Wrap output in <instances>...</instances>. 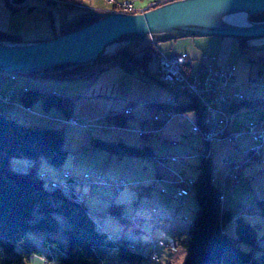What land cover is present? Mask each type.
Here are the masks:
<instances>
[{"label":"trees","instance_id":"1","mask_svg":"<svg viewBox=\"0 0 264 264\" xmlns=\"http://www.w3.org/2000/svg\"><path fill=\"white\" fill-rule=\"evenodd\" d=\"M3 2L9 13L21 11L25 6L11 5L10 0H3ZM39 4L43 6H36L35 10L46 8V6L53 9H68L63 6ZM34 11L30 15H33ZM79 14L66 19L57 30L53 28V22L50 20L52 30L50 38L76 31L96 20ZM249 20L263 21L264 12L250 16ZM0 40L27 41L20 34L2 31H0ZM238 42L239 48L245 49L244 44L247 41L238 40ZM154 56V44L151 42H147L143 48L136 50L126 46L118 49L114 56L97 60L95 67L85 65L46 77L90 78L98 75L97 70L100 67L119 66L126 71L138 69L154 84L167 90L162 83L147 72V64ZM2 76L5 77V74L2 73ZM182 97V94L175 96L176 104L157 101L145 103L150 111L159 116V119H154L153 116L151 119L156 123V130L166 122L162 118L166 113L193 112L194 123H200L202 111L197 102L191 98L180 102ZM18 100L25 108H29L36 101L40 102L44 110L58 108L65 118L71 117L74 105L72 97L30 88L18 91ZM262 101L244 98L243 101L235 103L231 111H236V108L240 106L254 105ZM5 109H0L1 264H24L29 262L31 257L39 255L32 241L26 236L27 230H37L43 233L42 243L47 251L45 254L47 261L55 260L58 264H104L108 250H113L112 254L120 261L119 264H140L141 262L149 264L150 262L142 258L145 252L144 245L137 243L132 248L129 241L122 235L112 237L98 228L83 202L73 199L76 193L73 187L70 194L60 188H52L49 186L51 179L47 178L44 173L46 178H42L40 176L42 173L36 171L40 159H44L57 168L62 165L66 156V150L62 147L64 124L61 127H47L22 122L19 117L6 113ZM158 112H162V115ZM131 116L132 112L127 107L125 111L109 114L107 119L112 121L113 125L126 127V121ZM143 130L146 132L140 135H147V130ZM204 143L205 149L200 153V158L194 166L195 176L188 191L194 200V208L189 217L190 222L185 230H177L173 234V243L168 246L175 245L183 250L184 254L180 264H262V254L258 256L253 254V249L258 246L256 224L245 220L243 212L247 209L234 214L233 211L222 206L219 186L209 179L212 167L208 144ZM89 147L106 150L118 157L132 155L156 158L154 146L150 144L130 145L121 139L113 141L91 137ZM16 156L29 159L30 164L27 169L17 170L11 167V160ZM45 181H47L46 184ZM66 181L78 182L72 173ZM257 204L256 214L264 218V201H257ZM122 207L123 204L110 201L105 213L127 226L132 219L123 215ZM229 222L234 223L233 236L225 232V226ZM59 231L64 236L65 243H61L55 236ZM240 244H244L247 249L240 248Z\"/></svg>","mask_w":264,"mask_h":264},{"label":"rangeland","instance_id":"2","mask_svg":"<svg viewBox=\"0 0 264 264\" xmlns=\"http://www.w3.org/2000/svg\"><path fill=\"white\" fill-rule=\"evenodd\" d=\"M2 1L3 0H0V4L3 6ZM83 1L86 2V0ZM38 4L39 3L37 2L27 1L21 11L12 13L10 17V21L14 23L15 29H17L23 35L24 39H30L32 37L50 38L52 36L50 20L53 22V28L57 30L63 21L76 14L82 13L81 11L72 8L53 9L46 7L37 9L34 11L33 15H30L27 9L29 7L38 6ZM8 20L7 17L0 15V22H5ZM218 39V37H210L194 38L192 40L197 43L195 44L196 47H201L202 43L206 40ZM247 42L250 44L249 46H253L254 48L247 49L248 53L246 56L248 55L255 61L259 58L263 59L264 56H262V54L264 51V38L252 39L248 40ZM168 44H170V42L159 44V46H168ZM208 45L209 46L207 47V50L216 47L214 42L213 44L210 43ZM198 50L199 48L184 50L186 54H188V57L192 59L191 69L194 73L198 72L201 64L204 66L207 65V54L204 53L202 56ZM200 60H202V62ZM156 65L157 59L156 57H153L148 63V68L152 74L154 73L155 77L157 75L158 69ZM114 70L110 69L95 77L72 79L36 77L18 73H4L5 77L0 76V92H11L13 103L7 106L10 109L6 113L19 117L22 122L34 123L47 127H61L63 125L62 121L65 119L63 112L58 108L44 110L41 107L40 113L36 114V112L32 111L26 112L20 107V105L16 102L18 101V91L24 90L27 84H31L33 87H38L37 85H46L48 90H50V93L74 98L71 117L82 120L84 124H102L107 127L106 129L94 128L91 132H88L87 129L82 127L63 125L64 136L62 147L66 150V156L62 165L57 168L47 163L44 159H40L36 167V171L39 173H46L47 178L52 180L62 181L64 179L62 171L69 170L78 181L75 182L72 187L76 193H80L82 196H85V207H87L88 210L90 203L93 204L97 200H101L99 202L101 205L97 206L99 214H95L93 217L98 228L101 225H104L105 229L115 236L119 237L121 235L133 234V236L135 235L134 237H136V233L132 229V222L126 226V224L119 222L117 218L112 217L111 215L105 213V210H102L104 209L103 205L106 204V200L114 199L115 201H121L123 204V215L130 220L134 219L133 221L139 222L140 219L150 216V209L146 206L144 201V199H146L145 192L147 190H151L153 187H158V180L156 178H158L159 181L166 186L165 188H167L168 183L177 182L179 173L182 175L181 178L183 180H185L187 177L194 176V165L197 163L199 158H197V156L195 158H191L188 156V154L180 153L185 149V144H182L183 141L180 140V137L174 139V146L170 147L169 144H171V142H162V134H158L156 131H154L153 134L145 135V138L134 131L135 129H140L141 127H143L142 129H147L148 127L149 130L152 129L150 124H152L151 118L154 113L146 109L145 103L151 101L150 99H159L161 102L165 103L169 97V94L165 88L158 84H153L149 77L139 71L136 72L139 78L142 80L132 77L129 81L130 89L125 96L128 97L129 94L131 97L129 98V101L134 104V107L133 116L128 117L126 121V127L122 128H129L132 130L125 131L124 129H118L117 125H113L112 121L107 119L108 114H110L108 105H110V101L113 99L104 96L99 97L97 94L99 87L101 85H105V83L110 81L114 76ZM261 71L262 75L260 77L263 76L261 79H263L262 85L264 86V65L261 67ZM2 73L3 72L0 71V74ZM96 87L97 90H95L96 92L93 96L92 91H94ZM188 99V97L183 96L180 101H185ZM120 104L121 103L118 102L117 106H120ZM126 104L127 103L124 104L123 108ZM54 113L59 115L58 119L51 117V114ZM170 114L171 113H169V115ZM184 116L190 120H193L194 118L193 112H186L184 113ZM256 116L264 117V108L251 109L239 107L236 111L231 112V121L229 126L230 128L237 130L247 124L258 123L262 119L259 118L260 120H255ZM183 120V125L185 126L187 121L185 118ZM110 126L117 129H111ZM164 134L165 137H168L169 134L171 135V131H166ZM91 137L113 141H117L121 138L122 140L126 141V143H131L130 145L139 146L143 144H149L152 140H156L159 137L164 145L157 146V148H155L156 153L159 156L154 159L150 157H139L132 155H127L131 156L127 158L117 157L115 154H112L114 157L112 155L111 157L113 159L115 158L117 162H108V151L89 147ZM241 139H249L250 142V138L246 135H244ZM198 140H200V142L195 144V152L197 155L198 149H200L204 143L201 139ZM210 145V148L208 146V151L210 152V165L212 168L221 170L223 168V158L230 155L234 150V147L231 145L229 140H221ZM238 148L243 149L239 145ZM170 155H174L178 158H184V161L182 163H172L169 161ZM181 155L183 157H181ZM185 156L190 158H186ZM255 161L256 159H254L253 164L244 165L239 171H237L236 174L240 176L238 182L229 180L225 183V186L222 188V204L224 208L233 211L234 214L243 212L245 209H247V211L243 212L245 220L252 224H256L255 229L258 246L253 249V254L255 256L262 254V264H264V218L256 214L258 209L257 201H264V147L261 150L259 161ZM29 164V159L23 156H16L11 160V167L17 170H25L28 168ZM94 173L103 175L107 179L120 178L126 183V185L121 187L120 190L116 192L109 186L107 187L105 185L106 187H102V185L89 182L83 178L85 174ZM46 183L47 181H45V184ZM180 185L183 186L182 183H180ZM103 188H107L108 191L104 194H101ZM177 210L176 216L178 218H182L184 216L188 218L191 217L192 211L188 207H178ZM143 223L144 222L142 221V224ZM179 225L184 228L187 227V223L183 221ZM225 232L228 235H234L233 222H229L225 226ZM26 236L32 241L33 245L38 251V254L45 256L47 251L42 243L43 233L37 230H27ZM55 236L61 243H65L64 236L60 231L57 232ZM240 248L247 249L244 244H240ZM159 249L160 248H157V251ZM160 250L167 251L168 249L163 248ZM166 257L167 256H164L163 253H161V257L156 262H152L151 264H165L164 260ZM119 263L120 261L114 257L112 253L108 252L107 255H105L104 264ZM24 264H39V262H35L34 260L30 259L29 262ZM50 264L58 263L55 261V263ZM140 264L146 263L141 262ZM170 264H179V262L178 260H173Z\"/></svg>","mask_w":264,"mask_h":264},{"label":"water","instance_id":"3","mask_svg":"<svg viewBox=\"0 0 264 264\" xmlns=\"http://www.w3.org/2000/svg\"><path fill=\"white\" fill-rule=\"evenodd\" d=\"M27 1L10 0L23 6ZM43 6V4H38ZM29 7L31 14L36 8ZM48 7V6H46ZM264 12V0H171L141 13L87 11L80 16L95 18L76 31L42 41L0 40V71L46 77L90 65L116 55L123 47L141 49L186 38H264V20L249 17ZM243 17V22L236 20ZM110 67H100L97 74ZM84 78V77H80Z\"/></svg>","mask_w":264,"mask_h":264},{"label":"crops","instance_id":"4","mask_svg":"<svg viewBox=\"0 0 264 264\" xmlns=\"http://www.w3.org/2000/svg\"><path fill=\"white\" fill-rule=\"evenodd\" d=\"M73 1H79L84 6L89 7L95 11H107V10L111 9L110 5L106 2V0H86V2H84L83 0H73ZM145 1H149V0H144L140 3H138V5L142 4ZM2 4H3V6L0 4V15H2L3 17H7V20L8 19L9 20L5 21V22H3V21L0 22V31L8 32V33H16V34L22 35L17 29H15L14 23L10 21V17L12 15V13L8 12L3 1H2ZM40 39H46V38L32 37L30 39H25V40L36 41V40H40ZM192 39H194V38L174 40L173 42H170V44H168V46H159V44L154 45V50H155V56L154 57H156L157 63H158V59L160 56L171 57V56H175V55H179V54H184L186 56V58L191 62V65H192V59L190 57H188V54H186V52L184 50L185 49L190 50L192 48H199L198 51H200L202 56L204 53L207 54L206 56H208L207 57V65L212 63L218 67H223L226 65H230L233 67L234 79H233V82L227 87L226 92H228V93L238 92V93L242 94L246 100H263L262 102L255 103L254 105L251 104V105L240 106V107H244V108L246 107V108H251V109H262V108H264V86L262 85L263 79H261V78H263V76L260 77L262 75L261 74L262 73L261 67L264 65V57H263V59L259 58L258 60L255 61L251 57H249L248 55L246 56V54L248 53L247 49H251V48L253 49L254 48L253 46H249L250 44L248 42H246L244 44L245 49H240L239 48V42L237 39H234V38H221L220 39L219 38L218 40H206L202 43L201 47H199V46L196 47L195 44H197V43H195ZM213 42L216 44V47H214L213 49L211 48V49L207 50V47L209 46L208 44H210V43L213 44ZM161 44H164V43H161ZM262 56H264V51H263ZM200 61L202 62V60H200ZM207 65H205V66H207ZM203 66L204 65H202V64L200 65V67H203ZM156 67H157V65H156ZM110 69H113V70L115 69L113 72L115 74L111 78L110 81L105 83V85H101L99 87L97 95H99V97L104 96V97H108V98L113 99L112 101H110V105H108L109 106L108 110L110 111V114L115 113V112L125 111V109L128 107L129 110L132 112V116H133L134 104L131 101H129V98H131L129 96V94H128V97H125V96H126V93L128 92V90L130 89L129 81L132 77L139 79V80H142L141 78H139V76L137 75V72H136V71H139V72H141V71L138 69L126 71V70L121 69L119 66H112V67L108 68L106 71H108ZM146 69L150 75L155 77L154 73L152 74L149 71L148 64H147ZM106 71H104V72H106ZM104 72H102V73H104ZM102 73H100V74H102ZM100 74H98V75H100ZM0 76H2V74H0ZM2 77H4V76H2ZM84 78H88V77H84ZM37 86L38 87H33L31 84H27L25 89H29V88L30 89H41V90H45L47 92H50V90H48L46 85H37ZM95 90H97V87H96V89H94V91H92L93 96L96 92ZM52 91H54V90H52ZM119 99H120V101H119ZM17 100H18V96H17ZM150 100L161 102L159 99L158 100L150 99ZM16 102L26 112L32 111V112H36V114L40 113V108H41L40 102L33 103L29 108L23 107L19 100ZM118 102L121 103L120 106H117ZM180 102H183V101H180ZM253 102H256V101H253ZM125 103H127V104L123 108ZM237 108H239V107H237ZM237 108H236V110H237ZM9 109L10 108L7 107L4 111L7 112ZM146 109L148 111H150L147 107H146ZM151 112L155 113L153 111H151ZM158 114L162 115V112H158ZM51 115H52L51 117H54V119L59 118V115L57 113H54ZM184 118L187 121V124L185 126L183 125L184 124V122H183ZM259 118L262 119L260 122L264 121L263 120L264 117H258V116L255 117V120L259 119ZM193 124H194V118H193V120H190L184 116V113L183 114L177 113V114H173L168 120H166V122L162 125V127L158 128L157 130H156V127H157L156 123L152 120V124H150L152 129L149 130V127H148L146 130H147L148 134H153L154 131L158 132V134H162V136H163V137H161L163 140L162 142L170 141L171 142V144H169L170 147L174 146L173 140L180 137V140L183 141L182 144L186 145V146L184 145V147H185L184 150H182V151L180 150L181 151L180 153L181 154H184V153L188 154V156H190L191 158H195L196 156H197V158H200L199 157L200 153L205 149V144L203 143L202 146L200 147V149H198V152H197L198 155H197L195 152V150H196L195 144L199 143L200 140H198V139H201V138L190 133V128ZM141 128H143V127H141ZM228 129L232 130V131L234 130L233 128H230V126H228ZM169 130L171 131V135L169 134L168 137H165L164 132L169 131ZM144 138H145V136H144ZM122 141H124V140H122ZM124 142H126V141H124ZM162 142H161L160 138L158 137L156 140H152L149 144L154 146L155 148H157V146H163L164 145V143H162ZM250 143H251V141L249 142V139H243V140L241 139V140H239L238 145L241 146L242 148H246L250 145ZM129 144H131V143H129ZM136 146H139V145H136ZM210 146H209V148H210ZM112 154L113 153L107 154V161L108 162H112V161L117 162L115 160V158L113 159L111 157ZM155 154H156L155 155L156 157L159 156L156 153V149H155ZM112 156L114 157V155H112ZM172 156H174V155H170V157H172ZM188 156H185V157L190 158ZM209 156H210V154H209ZM121 157L127 158V157H131V156L126 155V156H121ZM174 157H176V156H174ZM181 157H183V156L181 155ZM182 159L184 161V158H182ZM41 173H43V172H41ZM44 174L46 175V173H44ZM181 176L182 175L179 173L177 182L168 183L167 188H165L166 186L162 182H160L158 178H156L158 180V184H157L158 187H153L151 190H149V191L147 190L145 192L146 193V199H144V201L146 203V206L149 207V209H150V212H149L150 216H146V217H144V219H140L139 222L133 221L134 219L131 220L132 229L136 233V237H134L135 235L133 236V234L122 235L123 238H125L129 241L130 247L133 248L137 243H139V244L146 246V247H144V250H147L148 249V241L150 239H156V240H159V241H162L165 243L172 244L173 243V237H172L173 234L177 230H185L184 227H181L179 225L182 221H181V218H178L176 216L177 211H178L177 209H178V207H183V208L188 207L192 211V209L194 208V200H193L191 194H189V193H188L189 196H188V194H186L185 196L179 197L177 199H175L172 195L177 192V189H182V190L187 189L185 181L187 179H193V177L195 176V173H194V176L187 177L185 180H183L181 178ZM180 183H182L183 186H181ZM106 186L108 187V185H106ZM106 186L102 185V187H106ZM73 191H75V190L73 189ZM107 191H108L107 188H103L101 194H104ZM222 195H223V190H222ZM100 201L101 200H97L93 204H91V203L89 204V210L87 209V211L92 217H94L95 214H99L97 206L101 205V204H99ZM110 201H115V200L114 199L106 200V204L103 205L104 206V209H102L103 211L104 210L106 211L107 205L109 204ZM221 201H223V196L221 198ZM115 202L122 204L121 201H115ZM83 204L85 206V201H83ZM222 206H223V204H222ZM142 221L144 222L143 224H142ZM131 222H129V223H131ZM146 222H147V224H146ZM99 228H101V230L105 231L106 233H108L112 237H118V236H115V235L109 233V231H107L105 229L104 225H101ZM157 248H160V249L167 248L168 250L166 251V250H160L159 249L157 251ZM108 252L113 253V250H108ZM155 252L157 255V259L153 262H156L161 257V253H163L164 256H167L166 259L164 260L165 264H170L173 260H176V261L178 260V262L180 264V262L183 258V254H184L183 250L180 247H177L175 245H169L168 247H156ZM30 259L34 260L35 262H39V264L55 263V260L47 261L45 259V256H41V255H35V256L31 257ZM151 263L152 262H150L149 264H151Z\"/></svg>","mask_w":264,"mask_h":264},{"label":"built area","instance_id":"5","mask_svg":"<svg viewBox=\"0 0 264 264\" xmlns=\"http://www.w3.org/2000/svg\"><path fill=\"white\" fill-rule=\"evenodd\" d=\"M37 1L48 5L72 8L81 12L92 11L91 8L84 6L79 1ZM142 1L144 0H106L111 7L107 11L126 14L141 13L171 0H149L138 5ZM157 68L155 78L167 88L169 94L166 102L176 104L175 96L182 94L185 97L194 99L202 111L200 123H194L190 128V133L200 137L208 146L221 140H229L234 147L232 153L223 158V168L221 170L216 168L210 170L209 179L219 186L222 198V188L225 186V183L229 180L238 182L240 176L236 174L237 171L244 165L253 164L254 159L259 161L261 150L264 147V121L250 123L237 130H228L232 106L244 100V96L238 92H226L227 87L234 79V70L230 65L218 67L210 63L207 66L200 67L198 72L194 73L191 69V62L184 54H179L171 57L160 56ZM11 97L10 91L0 92V109H5L11 103ZM171 115L173 114L169 115V113H166L162 118L168 120L167 118ZM153 118L159 119V116L154 114ZM62 122L64 125L82 127L87 129L88 132H91L94 128H107L102 124H84L82 120L73 117H67ZM110 128L113 129L115 127L110 126ZM118 129L132 130L122 127H118ZM134 131L139 134L146 132L143 129H135ZM244 135L250 138L251 143L247 148L240 149L238 148V143ZM169 160L173 163H181L183 161L182 158L174 156L170 157ZM62 175L64 176L62 181L50 180L49 186L60 188L65 193L70 194L74 183H69L66 179L71 173L68 170H64L62 171ZM40 176L46 178L44 174H40ZM83 178L98 185H108L116 192L126 185L120 178L107 179L103 175L96 173L85 174ZM192 182V179H187L185 181L187 189H177V192L172 196L177 199L188 194ZM73 199L80 201V194L75 193ZM181 220L187 224L190 222V219L186 216L182 217ZM156 247H168V244L156 239H150L148 241V249L142 255L143 260L146 262L155 261L157 259Z\"/></svg>","mask_w":264,"mask_h":264},{"label":"bare ground","instance_id":"6","mask_svg":"<svg viewBox=\"0 0 264 264\" xmlns=\"http://www.w3.org/2000/svg\"><path fill=\"white\" fill-rule=\"evenodd\" d=\"M236 20H238L239 22H243V17H238ZM10 104H12V97H11V103ZM172 116V115H171ZM170 116V117H171ZM169 117V118H170ZM169 118H167V119H169ZM43 174V173H42ZM76 194H80V193H76ZM84 198H85V196H82V194H80V202H83L84 201Z\"/></svg>","mask_w":264,"mask_h":264}]
</instances>
